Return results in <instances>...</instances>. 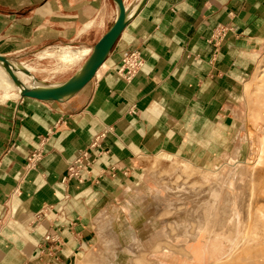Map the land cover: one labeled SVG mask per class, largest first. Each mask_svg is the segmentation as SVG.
Listing matches in <instances>:
<instances>
[{
	"label": "crops",
	"instance_id": "1",
	"mask_svg": "<svg viewBox=\"0 0 264 264\" xmlns=\"http://www.w3.org/2000/svg\"><path fill=\"white\" fill-rule=\"evenodd\" d=\"M118 17L115 0H0L1 50L97 44ZM261 42L264 0H146L78 92L1 104L0 264L97 256L108 242L97 235L103 218L121 247L133 237L145 245L147 231L165 225L155 193L167 196L165 187L174 192L182 183L175 164H228L224 151L238 136L242 86ZM131 57L140 65L119 71ZM195 175L185 179L190 190ZM186 244L190 260L166 251L149 259L196 264L195 243Z\"/></svg>",
	"mask_w": 264,
	"mask_h": 264
},
{
	"label": "bare ground",
	"instance_id": "2",
	"mask_svg": "<svg viewBox=\"0 0 264 264\" xmlns=\"http://www.w3.org/2000/svg\"><path fill=\"white\" fill-rule=\"evenodd\" d=\"M142 1L143 0H140L136 4L132 6L130 5L128 8L125 7L123 9L122 8L119 9V14L122 13L124 16V22H126L139 9ZM49 49L48 48L45 50L43 49V51L40 52L39 56L40 57L56 56L62 61L65 60L72 64L80 61L84 57H87V58L85 59L83 64L80 66V68L77 70V72L70 79L62 83L55 84V85H44L41 82L37 81L36 78L31 74L33 70L30 67H27L23 63H16V62L10 61L7 57L0 55V88L3 89V93L5 97H10L11 94L9 91H11V89L13 88L14 89L16 88L19 97L20 96L26 97L27 95H34V96H41V97L53 96L58 99H65L71 96L72 94L78 92L80 90V86H82V83L86 79H88L93 74V72L95 75L98 69L103 65L101 63V65L96 68L99 60L101 59L103 55V51L100 47L94 48V49L93 48L92 49L91 48L90 49L89 48L72 49L68 46H65V47L63 46L62 48L54 49V51L52 52ZM29 72L30 74H28ZM28 77L32 79L33 85L30 84L31 81H29ZM25 82H29L31 86L29 85L28 87L24 85L23 83ZM257 88H258L257 89L258 91L255 90L256 92H258L256 98L258 99L260 108L259 107L257 108L259 109V113L256 115L254 119L257 122L258 121L264 122V117H263L264 115L262 116V111H261V109H264V81ZM256 92H253V93H256ZM257 140L258 141H255L256 142V145H255L256 155H255V162H254V167L256 168L257 166L258 167L261 166L262 163L264 162V135L260 138H257ZM238 149L239 150L237 152L239 154L240 148ZM237 165H232V164L227 165L229 167L227 170L221 169L218 171L217 170L211 171V170H207L202 167H199V166L197 167L192 166L193 169H195L196 171L199 170V172L201 171L202 174H205V176L211 180V183H210L211 187L207 190V192H203L200 194L195 193L194 195V194H191L189 190L183 191L180 194L179 193L173 194L175 195L173 200L169 199V197L168 199H166L165 196L160 197V192L158 191L155 193L156 194L155 198L160 200V202H162L163 204L169 205V204H174L176 202L184 201L185 207H182L177 212L175 211L176 213H173L174 215L170 216L171 217L170 219L174 218V219H179V220H185V224L179 223L177 224L178 227H183L180 225L186 226L189 221H193L195 224L198 222V226H194L195 227L194 230H196L195 232H197L199 228L200 230H203L200 233V238L202 236V238H204L203 240H200L199 238V239H196V241H194V239L196 238L195 236L189 239L187 232H185L183 235H180V237H175L173 240L172 239L168 240L165 238L167 237L166 230L168 229L167 223H166V227H164V229L161 228V230H158L154 233L152 232L150 239L148 238V241L146 243L147 245L146 244L141 245V243L137 242L135 237H133L132 238L133 242L128 244L127 247L123 248L118 243L114 242L116 241V236L110 229V224L112 223V221L110 219L103 218L102 219L103 221L99 224V226H101L102 229H104L103 236L108 237V239L106 240H108V242L110 241V243L104 242L105 244H102L103 243L102 242L100 254H98L97 256L92 254V251H89V254L87 253H86L87 255L84 254L85 255L84 257L77 259V260L74 259L72 261V264H93L96 260H99V259H102L103 264H120L119 260L121 258V255L123 254L128 257V259H126L127 262L125 264H136L135 259H133V262L131 261L132 257H134L138 253V251H140L141 249L150 248L152 245L154 246V249H155V251L153 250L154 253H161L163 251H166L167 253L170 252L173 254H177L180 257H184L190 260L191 255L186 249V246H185L187 245L186 243H190V242L198 243V242L203 241L205 244H208V243L216 244L219 241L218 239L226 238L227 241L230 242L235 236H238L240 238L242 237V239H244L243 244H241L240 246H238V248L234 250L236 251L238 249L240 250V248L246 245L247 242H249L248 240L252 239L253 235L257 234L259 230L263 231L261 233H263V237H264V226L262 227V225H259L260 227L258 226L259 228L258 231H255L258 223L260 221H264V211L259 207L255 208V211L253 210L254 214L252 211L253 209L252 208L253 207L252 197L254 195V183L255 181L257 182V180H255V178H257L255 175V171L252 169V172L247 175L248 181L247 183L245 182L247 184V185L245 184V189L247 188L248 190V191L246 190L247 192L244 190L243 184H242L243 187L241 185L239 188L238 187L236 188L237 193H234V188H231L229 186L228 178L231 172L235 171L234 169L237 168ZM243 169L244 167H241V169L234 176H232V179L236 182V186H239L240 185L239 183L245 180L246 175L244 174ZM169 195L171 196V194ZM160 202H157V203H160ZM208 206L210 208H208ZM210 209L212 210V212L210 211ZM209 212H211V214H209ZM165 214L163 215L164 217H165ZM238 214H240V222L238 223L241 224V228H242V231L239 234H237L238 223H236ZM253 215H255L254 216L255 218H253ZM180 217L182 219H180ZM187 227L189 226L184 227V229H186ZM99 235H102V233ZM99 237L101 241L104 240V237L102 236H99ZM173 241H175V243ZM163 242H165L164 245H162ZM254 249L255 251H257L256 249H258V247L256 246L254 247ZM259 249H260L259 253L256 255L253 251L254 253V256L252 254L253 257L250 256L251 252L246 253L247 257L249 258L251 257V258L245 259L243 257L245 260H247L246 262L243 259L245 263L264 264V246H261ZM248 254L250 255L248 256ZM141 255H144V254H141ZM141 255L139 254L140 257ZM136 259H141V258H136ZM152 263L153 262H151L150 264ZM155 264H161V263L157 261L155 262Z\"/></svg>",
	"mask_w": 264,
	"mask_h": 264
},
{
	"label": "rangeland",
	"instance_id": "3",
	"mask_svg": "<svg viewBox=\"0 0 264 264\" xmlns=\"http://www.w3.org/2000/svg\"><path fill=\"white\" fill-rule=\"evenodd\" d=\"M120 1L122 2V5L124 8L130 6V4H127L123 0H120ZM116 4H117V8L119 9L117 0H116ZM23 36L24 37H22V39L29 37L28 34L23 35ZM39 39H40L39 37H36L37 41ZM81 42L76 40L73 42H66V43H61V44L59 43L56 45H48V42H45V43H42L39 45H35L36 43L34 41V43H35L34 45H32V46L28 45L29 47L23 48V50L21 52L10 53V55H7L5 53L6 52L5 50H1V47L3 46V44L0 43V54L7 57L10 61H13L16 63H23L27 67H30L33 70L31 74L36 78L37 81L41 82L42 84H44V85H55V84L62 83L64 81L70 79L77 72V70L80 68V66L83 64V62L85 61V59L87 57H84L80 61L72 64V63L67 62L65 60L62 61L61 59L57 58L56 56H54V57H40L39 56L40 52L43 51V49L45 50L47 48L48 49L50 48L49 50L52 52V51H54V49H57V48L59 49V48H62L63 46L64 47L68 46L72 49H80V48H89V49L93 48L94 49V48H96V45H97L94 40L93 41L89 40V41L85 42V44L81 43ZM28 74H30V72ZM28 79H29V81H31L30 84L33 85L32 79L30 77H28ZM263 81H264V42H261L259 57H258V61L256 63V66L254 68V71L246 79V81L243 83V86H242L240 107H239L237 115H236V118L238 120V130H239L238 136L235 134L231 135L232 136V137H230L231 142L227 146L228 149L226 151H224L225 154H228L227 156H230L229 162H228V164L219 166V168H217V169L216 168L210 169L211 171H216V170L218 171L221 169L227 170L229 168L227 165H231V164L237 165L238 164L237 168L234 169L235 171L234 172L232 171L229 178H228L229 186L231 188H234V193H237L236 188L237 187L239 188L242 184L244 185V190L245 191L247 190V188L245 189V184L248 181L247 175L250 174L252 172V169H253L255 171V175L257 177V178H255V180H257V182L254 180L255 183H254V195L252 197L253 198V201H252V206H253L252 208L253 209H252V211L253 210L255 211V208H257V207L261 208L264 211V204H263L264 203V162L262 163L261 166H259V167L257 166V168L254 167L255 155H256V152H255L256 151V147H255L256 142L255 141H258L257 138H260L264 135V125H263L264 122L263 121L257 122L254 119L256 117V115L259 113V109H257L259 107V102H258V99L256 98L258 92H256L255 90L258 89L257 87L260 86ZM23 84L28 86V87L30 85L29 82H25ZM9 92H10L11 96L5 97L4 93H3V89L0 88V105L5 103V102L11 101V100L14 101V100H19V99L23 98L22 96L19 97L16 88L11 89V91H9ZM253 92H256V93H253ZM261 111H262V116H263L264 115V109H261ZM239 146H240V153L238 154L237 151L239 150L238 149ZM230 147H231V149H230ZM235 150H236V152H235ZM234 157H235V159H234ZM153 161H154V163L152 165L151 170L152 171H158L157 159L153 160ZM175 167H177L178 170L181 169L180 173H179L180 175L178 176V178L180 179V181L182 183L180 184V186H178L176 188V190L174 192L173 191L170 192L169 188H166V187L164 188V191H166V193L168 191V193L171 194V196L175 193L180 194L181 192L188 191V190L191 194H194V195H195V193L200 194L203 192H207V190L211 187V184H210L211 180L209 178H207L205 176V174H202L201 171L199 172V170L196 171L195 169H193L192 165H190L189 163H178V164H175ZM241 167H244L243 171H244V174L246 175V177H245L244 181H241V182L239 181L240 182L239 186H236V182L232 179V176H234L241 169ZM167 171H170V169H168ZM194 172L196 173L195 177L197 180V184H196V186H194L190 190L188 187H186L184 185V183H185V179L187 178L186 179V181H187L188 178H190V176L192 177ZM243 185H242V187H243ZM169 194L167 196H165L166 199H168V197L170 199L171 196ZM174 197H175V195H174ZM174 197H172V198H174ZM164 207H165V211H163L161 216L164 218L163 221L165 223V225L162 228L164 229V227H166V223H167V227H168V229L166 230V234H167L166 235L167 237H165L166 239H168V240L172 239L173 240L175 237H180V235H183L185 232L188 233L189 239H191L195 236L196 238L194 239V241H196V239L200 238V233L203 230H200V228L197 232H195L196 230H194L195 229L194 226H198V222L195 224L193 221H191V233H189L187 228L184 229V227H186L188 225H186V226L180 225L183 227L177 226V224H179V223L185 224V220H179V219H174V218L170 219L171 218L170 216L174 215L173 213H176L179 209H181L182 207H185L184 201L176 202L174 204H169V205L164 204ZM208 208H210V207L208 206ZM210 211L212 212L211 209H210ZM254 211H253V214H254ZM211 212H209V214H211ZM164 214H165V217L163 216ZM254 216L255 215H253V218H255ZM166 219H167V221H166ZM238 222H240V214H238V217L236 219V223H238ZM259 225H262V227H263L264 221H260L258 223L255 231H258ZM241 231H242L241 224L238 223L237 234L241 233ZM261 232H263V231L259 230V232L257 234L253 235L252 239L248 240L249 242H247V244H246L247 246L244 245L242 248H240V250L238 249L236 251H234V250L236 248H238V246L243 244L244 239H242V237L240 238L238 236H235L230 242H228L226 238L218 239L219 241L216 244L215 243L205 244L203 241L195 243L194 250L195 251L197 250L196 252L198 255V259H197L196 264H210V263L211 264H247V263H245V261L247 262V260H245V259H247L249 257H247L246 253L251 252V255L248 254V256L250 255L251 257H253L254 253H255V255L258 254L259 250H260L259 248L261 246H264V237H263V233H261ZM101 233H102V235H99ZM150 234L152 235V231L151 232L147 231L146 238H147V236L151 237ZM97 235L102 236L104 238L106 237V236H103L104 235V229H102L101 226H99L97 228ZM176 235H178V236H176ZM203 239L204 238H202V236H201L200 240H203ZM173 242L175 243V241H173ZM164 244H165V242H163L162 245H164ZM253 246L258 247V249H256L257 251H255ZM152 248L155 251L154 246L153 247L151 246L150 248L141 249L140 251H138V253L134 257H132L131 261L133 262V259H135L136 264L137 263L138 264H150L151 262H153L152 264H155V262H157V261L153 260V259H149V256H148L151 253L154 254V251L152 250ZM202 249L205 250L204 255L199 254L200 250H202ZM253 251H254V253H253ZM139 254L140 255L144 254V255H141V257H140ZM252 254H253V256H252ZM123 257H121V259L119 260L120 264H125L127 262L126 259H128V257L126 255H123ZM136 258H141V259H136ZM140 260H142V261H140ZM93 264H103V261H102V259H99V260H96Z\"/></svg>",
	"mask_w": 264,
	"mask_h": 264
},
{
	"label": "water",
	"instance_id": "4",
	"mask_svg": "<svg viewBox=\"0 0 264 264\" xmlns=\"http://www.w3.org/2000/svg\"><path fill=\"white\" fill-rule=\"evenodd\" d=\"M116 1V0H115ZM146 0H143L141 2V5L145 2ZM117 3H118V7L119 9H123V5H122V2L120 0H117ZM140 5V6H141ZM124 16L122 13L119 14V17H118V20L117 22L115 23V25L109 30V32L97 43L96 45V48H101L102 51H103V55L101 57V59L99 60L97 67H99L101 65V63L103 62V59L104 57L106 56L109 48L111 47V45L113 44V42L115 41V39L118 37L122 27H123V24H124ZM94 76V72L93 74L88 78L86 79L83 83H82V86H84L92 77ZM80 86V88L82 87ZM26 97H29V98H35V99H40V100H60L58 98H55L53 96H50V97H41V96H34V95H27Z\"/></svg>",
	"mask_w": 264,
	"mask_h": 264
},
{
	"label": "built area",
	"instance_id": "5",
	"mask_svg": "<svg viewBox=\"0 0 264 264\" xmlns=\"http://www.w3.org/2000/svg\"><path fill=\"white\" fill-rule=\"evenodd\" d=\"M133 56V55H132ZM140 65V62L137 61L135 58L131 57L128 61H126L124 63V66L119 70V71H123L124 69L128 72L129 69H135L136 67H138ZM126 67V68H124ZM37 155V154H36ZM39 155V154H38ZM37 155V156H38ZM35 157V155L32 156V159ZM77 167H70V176L72 177H77L78 173H77Z\"/></svg>",
	"mask_w": 264,
	"mask_h": 264
}]
</instances>
